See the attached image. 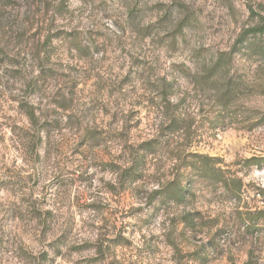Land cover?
Returning a JSON list of instances; mask_svg holds the SVG:
<instances>
[{"label":"rangeland","instance_id":"rangeland-1","mask_svg":"<svg viewBox=\"0 0 264 264\" xmlns=\"http://www.w3.org/2000/svg\"><path fill=\"white\" fill-rule=\"evenodd\" d=\"M121 4L102 0L100 7L115 11ZM226 6V0H193L181 21L191 29L184 45L198 44L196 54H205L218 90L213 103L180 78L183 65L168 63L167 51L131 56L103 26L85 31L63 24V3L45 23L49 2L0 0V31L16 29L25 38L23 55L0 49V264H264L258 215L264 212V110L255 107L264 104V92L255 91L261 65L224 57L235 26ZM147 8L146 0H136L127 15ZM248 46L264 56L254 41ZM74 49L83 54L73 55ZM99 50L112 64L98 72L89 56ZM125 55L127 67L120 62ZM117 69L118 83L105 91L104 75L110 81ZM161 69L157 92L152 80ZM180 93L171 123L157 133L166 142L157 145L144 129L158 118L161 98ZM192 155L214 160L217 176L198 185L204 204L194 197L188 212L170 195L150 202L158 166L175 169L177 157L187 163ZM251 158L259 164L246 166ZM132 161L136 167L127 174ZM116 172L117 183L106 179ZM223 181L234 184L235 195ZM255 218L252 229L247 224Z\"/></svg>","mask_w":264,"mask_h":264},{"label":"clouds","instance_id":"clouds-1","mask_svg":"<svg viewBox=\"0 0 264 264\" xmlns=\"http://www.w3.org/2000/svg\"><path fill=\"white\" fill-rule=\"evenodd\" d=\"M52 6L49 10L45 23L57 15L55 9L62 3L68 8L66 18L61 22L67 24L70 27H79L83 30L88 28L101 27L105 28L106 33L112 36L113 40L119 44L121 48L126 49L127 54L135 56L140 50L151 51L154 56L168 52L171 56V60L168 63L175 61L178 64H182L184 68V74L180 75L181 79L190 80L195 85V92L199 93L203 89L204 96L210 97L211 102H215L218 90L212 85V78L207 76L208 65L205 62L204 55L196 54L195 49L199 47L198 44L190 43L187 47L184 45L183 40L186 39L191 33V29L185 25L180 27L181 21L184 19L187 6L192 4L193 0H146L148 8L141 12L135 18H129L127 15L128 9L136 3V0H122V4L117 6L115 11L108 8L100 7L102 0H45ZM203 0H196V3H202ZM157 6L155 10H152V6ZM226 5L232 7V11L229 15L230 20H234L235 26L232 31L228 33L230 40L227 44V51L223 54L225 58L231 59L235 57L242 58L243 62L252 63L256 61V64L261 65L259 72V86L256 88V93L264 92V56L258 53L254 47H249L247 42L243 45H238L236 51H232V43L235 41L234 33L240 29L247 30L249 37L253 34V29L264 28V0H226ZM225 7V12L228 13V7ZM42 7V5H41ZM40 15V14H37ZM151 26V27H149ZM182 33V35L180 34ZM255 35L264 36V32L256 31ZM66 39V37H61ZM83 40L84 37L82 36ZM173 42H175L176 51H172ZM99 43V42H98ZM107 44V41L104 42ZM103 47V45L101 46ZM0 49H3L5 53L11 56L23 55L25 50V38H21L17 35V30L12 29L9 31L7 28L0 31ZM83 54L79 50L74 49L73 55ZM213 56L218 57L219 54L215 48L211 53ZM105 54L102 50L93 51L89 56V61L96 71H101L102 68L107 67V64H112L111 60L105 63L102 59ZM66 63L74 64L77 61L66 60ZM127 67L128 55L122 57L120 61ZM161 61L154 60V66H159ZM253 64V67H256ZM113 67L115 65L113 64ZM167 68V64H164V69ZM60 71H67L66 68H61ZM110 73L105 74L103 79L107 81L108 87H114L118 83L119 69H117V75L112 76L111 80H108ZM164 76V70L161 69L156 72L153 77V84L156 86V91H160L161 84L159 77ZM100 78L98 77V80ZM169 81L173 79L171 75L167 77ZM247 83V81H245ZM169 95L166 99L161 98V102L157 105L156 115L158 116L153 122L148 123L144 129V134L147 137L152 135L156 137L155 143L161 145L166 142V136L161 134L157 135L162 125H168L171 123V115L174 112L173 106L177 102L179 95ZM260 99L264 100V96ZM168 100L172 101V104H168ZM205 103L208 104L209 100L205 99ZM47 107H54V105H46ZM255 107H260L264 110V104H257ZM172 109V111H169ZM115 111L114 108L111 109ZM38 117L40 113L36 114ZM75 130V129H73ZM179 163L175 169L162 168L158 166L156 172V178L152 180L151 190H168L170 188H176L183 196L184 205H187L186 211H194L192 205L193 198L195 197L199 205H203L204 201L201 199V193L198 190V185L201 182H208L207 178L199 174V169L203 168V165L196 159L186 157L185 160H180L177 157ZM255 167V166H254ZM163 174V175H162ZM120 176V172L115 174H109L106 179L117 183V179ZM147 194H145V199ZM159 197L154 200V203L159 202ZM141 204L144 200L140 201ZM175 203V201H170ZM182 205V207L184 206ZM175 215V213H172ZM179 228H177V232ZM207 231V230H206ZM175 243L180 247H183V242L179 237L174 234ZM191 233H189V239ZM20 264H25V261H20Z\"/></svg>","mask_w":264,"mask_h":264},{"label":"trees","instance_id":"trees-1","mask_svg":"<svg viewBox=\"0 0 264 264\" xmlns=\"http://www.w3.org/2000/svg\"><path fill=\"white\" fill-rule=\"evenodd\" d=\"M186 25V21H183L180 25V27L182 28L183 26ZM253 34L251 35V37H249V34H248V31L247 30H243L240 32V34L238 35L235 43H234V49L237 50V46L238 45H243L247 42V44H249L251 41H254L257 45V47H259V50H264V44H261L262 43V40L264 38V36H257L255 35V32L256 31H260V32H264V28H261V29H253ZM182 35V33H180ZM262 47V48H260ZM223 60L222 59H219L218 62L216 63V65H214L212 67V69H216L217 67H219L221 61ZM172 131L174 129H176V126H172ZM146 148L145 150H150V151H153L154 147L152 144H147L145 145ZM153 147V148H152ZM135 155H132V157H134ZM192 158L196 159L198 162H200L202 165H203V168L199 169V174L206 177L207 179H213L217 176V173H216V169L214 168V165L213 162L214 160L211 159V158H203V157H200V156H196V155H192ZM259 159L257 158H251V159H248L245 161V165L246 166H249V167H252V166H257L259 164ZM136 162L135 161H132L130 166L126 169V173L127 174H131L132 170H134V168L136 167L135 166ZM222 186L224 189H226L227 192H229L231 195H235V186L234 184H229L227 183L226 181H223L221 182ZM164 196V195H170L172 200H175L176 202H179V201H183V196L180 194L179 190L176 189V188H170L168 190H164V191H160V190H155L153 191L151 194H150V202L155 199L156 197L158 196ZM259 216H261L260 220L264 221V212H261L260 214H258ZM256 218L255 219H252L248 222V226H250L252 229L255 228V224H256Z\"/></svg>","mask_w":264,"mask_h":264}]
</instances>
